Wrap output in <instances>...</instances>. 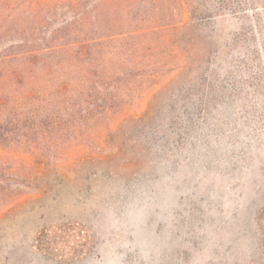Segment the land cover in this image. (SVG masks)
Returning a JSON list of instances; mask_svg holds the SVG:
<instances>
[{
	"label": "rangeland",
	"instance_id": "obj_1",
	"mask_svg": "<svg viewBox=\"0 0 264 264\" xmlns=\"http://www.w3.org/2000/svg\"><path fill=\"white\" fill-rule=\"evenodd\" d=\"M182 4L0 77V264H264V0Z\"/></svg>",
	"mask_w": 264,
	"mask_h": 264
},
{
	"label": "trees",
	"instance_id": "obj_2",
	"mask_svg": "<svg viewBox=\"0 0 264 264\" xmlns=\"http://www.w3.org/2000/svg\"><path fill=\"white\" fill-rule=\"evenodd\" d=\"M0 0V77L22 75L28 66L105 64L114 44L137 33L147 4L156 0ZM183 8L182 0H176ZM0 126L14 119L2 112Z\"/></svg>",
	"mask_w": 264,
	"mask_h": 264
}]
</instances>
